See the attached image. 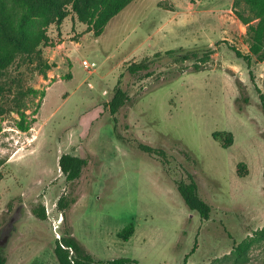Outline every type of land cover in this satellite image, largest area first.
<instances>
[{"label":"rangeland","instance_id":"1","mask_svg":"<svg viewBox=\"0 0 264 264\" xmlns=\"http://www.w3.org/2000/svg\"><path fill=\"white\" fill-rule=\"evenodd\" d=\"M238 13L251 17L238 0H132L99 36L74 14L48 27L41 50L49 67L32 73L24 101L0 115L5 264H59L53 250L64 224L56 201L69 192L76 201L67 222L94 261L264 264V239L242 258L232 254L264 226V114L258 96V90L264 93V61L253 56L247 64L231 50L233 45L248 52L247 24ZM179 48L199 52L155 65L146 78L126 73L134 61ZM83 59L95 68L86 69ZM197 62L205 68L193 71ZM178 67L184 72L164 76ZM118 85L128 99L111 115L104 103ZM218 130L232 132L230 146L212 138ZM118 136L164 148L172 157L171 173ZM64 152L87 158L75 181H66L59 169ZM178 163L212 206L208 219L190 211L177 192L173 177L183 174ZM238 163L245 175L237 174ZM41 203L45 219L33 212ZM128 223L134 232L123 240L117 234Z\"/></svg>","mask_w":264,"mask_h":264},{"label":"trees","instance_id":"2","mask_svg":"<svg viewBox=\"0 0 264 264\" xmlns=\"http://www.w3.org/2000/svg\"><path fill=\"white\" fill-rule=\"evenodd\" d=\"M132 0H0V115L11 112L24 101L28 95L25 82L36 71L46 69V62L41 47L48 42V27L59 24L69 14L87 25L94 36H99L111 17L120 12ZM246 5L251 17L238 13L239 19L247 24L246 41L248 52L243 53L237 47L230 45L235 56L242 58L247 64L254 56L257 62L264 61V0H238ZM251 20H255L251 22ZM198 49H176L163 53H156L152 57H144L139 61L130 63L126 73L138 78L152 75L153 67L158 64L183 62L190 57H196ZM206 55L200 58L204 63ZM197 62L192 64V70L205 68V64ZM184 72L183 67L169 70L164 76H177ZM240 85L238 88L240 89ZM258 90V89H257ZM260 107L264 114V93L258 90ZM128 95L124 86L118 85L104 105L111 115L117 113L119 108L127 101ZM247 101V98H244ZM116 121V117L113 118ZM214 140L220 142L222 147L233 143V134L227 130L214 131L211 134ZM129 146L148 154L156 159L163 170L171 173L172 157L167 151L158 146L146 144L136 137H121ZM187 155V152H185ZM87 165V158L64 152L58 158V166L64 174L66 181H75L82 175ZM182 176L173 177V183L184 204L190 211H195L201 219H208L212 206L206 202L198 192V186L192 173L182 164L178 163ZM237 174H246L243 163L237 164ZM76 201L72 192L62 193L57 201L56 208L62 217L63 234L55 241L54 255L59 264H136L137 260L119 257L103 261H94L84 246L72 234L67 222V212ZM33 212L41 219L46 218L44 205L39 204ZM134 232V225L128 223L118 236L127 240ZM264 239V226L253 232V235L239 242L233 251L236 258H242L251 244ZM6 263V256L0 251V264Z\"/></svg>","mask_w":264,"mask_h":264},{"label":"built area","instance_id":"3","mask_svg":"<svg viewBox=\"0 0 264 264\" xmlns=\"http://www.w3.org/2000/svg\"><path fill=\"white\" fill-rule=\"evenodd\" d=\"M82 65L86 68V69H94L96 66V63L92 60H87V59H83L82 60Z\"/></svg>","mask_w":264,"mask_h":264}]
</instances>
